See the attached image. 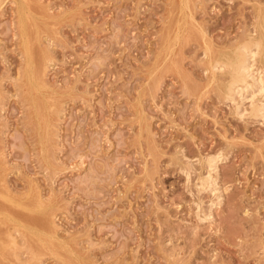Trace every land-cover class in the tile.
I'll list each match as a JSON object with an SVG mask.
<instances>
[{
  "label": "rangeland",
  "instance_id": "rangeland-1",
  "mask_svg": "<svg viewBox=\"0 0 264 264\" xmlns=\"http://www.w3.org/2000/svg\"><path fill=\"white\" fill-rule=\"evenodd\" d=\"M184 2L0 0V264H264V115L220 64L264 0Z\"/></svg>",
  "mask_w": 264,
  "mask_h": 264
},
{
  "label": "bare ground",
  "instance_id": "bare-ground-1",
  "mask_svg": "<svg viewBox=\"0 0 264 264\" xmlns=\"http://www.w3.org/2000/svg\"><path fill=\"white\" fill-rule=\"evenodd\" d=\"M171 1V0H170ZM190 1V0H189ZM181 2V1H180ZM183 2H184V0H183ZM186 2V4H187V2L188 1H185ZM184 2V3H185ZM15 3H16V1H15ZM171 4V3H170ZM173 5H174V3H173ZM184 4H182V6H183ZM188 5V4H187ZM186 5V6H187ZM174 6H176V5H174ZM180 6V5H179ZM22 7V6H21ZM31 7H33V6H31ZM184 7H185V5H184ZM262 7V6H261ZM35 8V7H34ZM263 8H264V6H263ZM21 9V8H20ZM41 9V8H40ZM46 9H47V7H46ZM174 9H175V7H174ZM31 10H34V9H31ZM37 10V9H36ZM185 10V9H184ZM188 10H191V9H188ZM259 10V9H258ZM178 11V10H177ZM49 12V11H48ZM170 12V11H169ZM36 13V12H35ZM49 13H51V12H49ZM181 13H182V11H181ZM190 13H191V11H190ZM37 14H40V12L39 13H37ZM47 14V13H46ZM53 14V13H52ZM192 14V13H191ZM48 15V14H47ZM50 16V15H49ZM172 16V15H171ZM181 16V15H180ZM185 16H186V14H185ZM188 16H190V14L188 15ZM259 20H258V22H257V24H255V29L257 30V33H255V34H251V33H249L250 35L247 37V39H245L241 44L240 43H238L239 45L235 48V50H233V54H231V55H226V57L222 60V63H220V64H222L223 66H224V68L223 69H226L229 73H230V79H229V81H228V86H226L225 85V87L227 88V93L225 92V94H226V96H229L230 98L231 97H234V94L235 93H239L240 95L239 96H243L242 98H245V99H247L246 98V93L245 92H247V91H251V93L250 92H248V94L250 93V94H252V96L251 95H249L251 98H253V96H255L256 94H259L261 97L260 98H262V102H260L259 100H258V103H252V99L250 98L249 100H250V104L252 105V107H250V109L248 108V110H250L252 113H253V115L254 116H256V115H260V116H262V115H264V84H263V79H264V72H263V70H264V67H262L263 69H261V68H258V70L259 69H261V71L260 72H262L263 73V75L262 76H256L254 73H255V71L253 72V66L257 63H255V61H256V58H257V56L259 57L260 55H261V57H262V55H264V9H260L259 10ZM175 17V16H174ZM190 17H192V16H190ZM27 18V17H26ZM31 18V17H30ZM180 19H181V17H179ZM193 18V17H192ZM23 19V18H22ZM174 19V18H173ZM172 19V20H173ZM191 19V18H190ZM194 19V18H193ZM192 19V20H193ZM19 20V19H18ZM52 20V19H51ZM184 20V19H183ZM186 20V19H185ZM21 21V20H20ZM174 21H175V19H174ZM50 22V21H49ZM172 22V21H171ZM186 22H188V21H186ZM190 22H192V21H190ZM18 23H21V22H18ZM177 23V22H176ZM193 23H195V22H193ZM180 24V23H179ZM183 24H185V23H183ZM192 24V23H191ZM43 25V24H42ZM196 25H198V24H196ZM22 25L20 24V26L19 27H21ZM193 26V25H192ZM45 27V26H44ZM49 27H50V25H49ZM182 27V26H181ZM198 27V26H197ZM51 28V27H50ZM189 28V27H188ZM200 28V27H199ZM47 29V28H46ZM178 29V28H177ZM186 29V32H187V28H185ZM190 29V28H189ZM192 29V28H191ZM190 29V30H191ZM172 30V29H171ZM181 30V29H180ZM201 30H203V29H201ZM255 30V31H256ZM21 31H24V29H22ZM20 31V32H21ZM49 31V30H48ZM177 31V30H176ZM183 31V30H182ZM199 32H200V30H198ZM50 32V31H49ZM48 32V33H49ZM189 32V31H188ZM188 32H187V34H188ZM253 32V31H252ZM167 33H168V31H167ZM177 33H179V31L177 32ZM183 33V32H182ZM203 33H205L204 32V30H203ZM199 34V33H198ZM175 35V34H174ZM173 35V36H174ZM181 35V34H180ZM189 35H190V32H189ZM201 35H203L202 34V32H201ZM22 36V35H21ZM26 36V35H25ZM172 36V37H173ZM178 35H176V37H177ZM188 36V35H187ZM199 36V35H198ZM167 37H168V35H167ZM175 37V36H174ZM179 37V36H178ZM183 37H184V35H183ZM207 38H208V36H207ZM178 39V38H177ZM180 39V38H179ZM202 39H203V37H202ZM205 39V38H204ZM42 40V39H41ZM173 40V39H172ZM171 40V41H172ZM211 40V39H210ZM23 41V40H22ZM176 41V40H175ZM206 41V40H205ZM204 41V42H205ZM208 41V40H207ZM37 42V44H38V41H36ZM174 42V41H173ZM202 42V41H201ZM179 43V42H178ZM203 43V42H202ZM209 43V42H208ZM206 44L205 46H207V45H209V44ZM23 44V43H22ZM174 44V43H173ZM205 44V43H204ZM213 44V43H212ZM167 46V45H166ZM173 46V45H172ZM210 46V45H209ZM208 46V47H209ZM36 47V46H35ZM211 47H213L212 45H211ZM233 47V46H232ZM46 48V47H45ZM205 48V47H204ZM35 49L36 48H34V51H35ZM169 49V48H168ZM210 49V48H209ZM214 49V48H213ZM23 50V49H22ZM28 50V49H27ZM166 50V49H165ZM170 50L172 51V49H169V51H168V54H169V52H170ZM178 50V49H177ZM206 50V49H205ZM207 50H208V48H207ZM212 50V49H211ZM210 50V51H211ZM216 50V49H215ZM229 50H231V49H229ZM24 51V50H23ZM44 51H46L45 49H44ZM48 51V50H47ZM209 51V52H210ZM213 51V53H214V50H212ZM221 51H222V48H221ZM177 52V51H176ZM223 52V51H222ZM232 52V51H231ZM230 52V53H231ZM212 53V52H211ZM210 53V54H211ZM218 53H220V51L218 52ZM165 54V53H164ZM207 54V53H206ZM209 54V53H208ZM220 54H222V53H220ZM226 54V53H225ZM26 55V54H25ZM35 55V54H34ZM46 55H48V53L46 54ZM213 55V54H212ZM44 56V55H43ZM167 56V55H166ZM208 56H210V55H208ZM213 57V56H212ZM219 57V56H218ZM221 57V56H220ZM219 57V58H220ZM24 58H26V57H24ZM210 58H211V56H210ZM49 59V58H48ZM169 59V58H168ZM209 59V58H208ZM214 59H216V61L217 62H215L214 64L215 65H217L216 63H218V60H217V57L216 58H214ZM220 60V59H219ZM26 61V60H25ZM170 61H171V58H170ZM209 61H210V59H209ZM213 61V60H212ZM42 62V61H41ZM46 62V61H45ZM161 62V61H160ZM214 62V61H213ZM220 62H221V60H220ZM25 63V62H24ZM39 63V62H38ZM170 63V62H169ZM209 63H212V62H209ZM255 63V64H254ZM42 64V63H41ZM47 64V63H46ZM213 64V63H212ZM43 65V64H42ZM173 65V64H172ZM221 65V66H222ZM23 66V65H22ZM170 66V65H169ZM218 66H219V64H218ZM25 67V66H24ZM23 67V68H24ZM38 67V66H37ZM48 67H49V65H48ZM209 67H210V65H209ZM212 68L211 69H213V65L211 66ZM217 67V66H216ZM215 67V68H216ZM256 67V66H255ZM22 68V69H23ZM42 68V67H41ZM40 68V70H42ZM214 68V69H215ZM217 68H221V67H217ZM25 69V68H24ZM257 69V68H256ZM39 69H37V71H38ZM47 71V70H46ZM217 71V70H216ZM220 71V70H219ZM221 71H222V68H221ZM22 72V71H21ZM38 72H41L42 73V71H38ZM153 72V71H152ZM210 73H211V71H209ZM257 72V71H256ZM212 73H213V70H212ZM221 73H223V72H221ZM24 75H25V73H23ZM39 74V73H38ZM46 74V73H45ZM214 74V73H213ZM218 74V73H217ZM40 76L42 75V74H39ZM260 75V74H259ZM213 76V75H212ZM211 77V76H210ZM214 78H215V76H213ZM26 78V77H25ZM24 78V79H25ZM45 78H46V76H45ZM45 78H42V79H44L45 80ZM21 79V78H20ZM28 79V78H27ZM224 79H226V78H224ZM249 79H251V81H249ZM43 80V81H44ZM210 80H212V79H210ZM215 80V79H214ZM21 81V80H20ZM27 81V80H26ZM42 81V83H44ZM41 82V81H40ZM217 82V81H216ZM219 82H220V80H219ZM226 82V81H225ZM47 83V82H46ZM223 83V82H222ZM30 85V84H29ZM49 86V85H48ZM33 87V86H32ZM256 87V88H255ZM22 88V87H21ZM27 88H29V87H27ZM33 89H34V87H33ZM224 89V88H223ZM24 90V89H23ZM25 90H26V88H25ZM24 90V91H25ZM35 90V89H34ZM43 90V89H42ZM28 93V92H27ZM247 94V95H248ZM25 95V94H24ZM28 95H29V93H28ZM28 95H26V97L28 96ZM48 95V94H47ZM236 95V94H235ZM249 96H247V97H249ZM29 97V96H28ZM27 97V98H28ZM42 97V96H41ZM26 98V99H27ZM226 98V97H225ZM228 98V97H227ZM259 98V99H260ZM42 99H43V97H42ZM241 99V98H240ZM256 99H257V97H256ZM235 100V99H234ZM32 101V100H31ZM43 101V100H42ZM51 101V100H50ZM255 102H256V100H254ZM28 102V101H27ZM44 102V101H43ZM249 103V102H248ZM238 104V103H237ZM249 104V105H250ZM239 105V104H238ZM250 105V106H251ZM60 106V105H59ZM240 106V105H239ZM238 106V107H239ZM57 108L58 107H56V109L55 110H57ZM53 109H54V107H53ZM53 109H52V112H53ZM54 110V111H55ZM238 110V109H237ZM57 112V111H56ZM46 113H47V111H46ZM50 113V112H49ZM54 113V112H53ZM251 113V114H252ZM55 114V113H54ZM33 115V114H32ZM31 115V116H32ZM39 115V114H38ZM48 116V115H47ZM50 116V115H49ZM52 116H54V115H52ZM35 117V116H34ZM263 117V116H262ZM54 118V117H53ZM37 119V118H36ZM43 119H44V117H43ZM35 122V121H34ZM43 122V121H42ZM41 122V123H42ZM35 123H37V122H35ZM53 123V122H52ZM44 125H45V123H44ZM42 126V125H41ZM53 127V126H52ZM55 127V126H54ZM45 129V128H44ZM51 132H52V130H51ZM50 134H52V133H50ZM54 134V133H53ZM52 134V135H53ZM51 139V138H50ZM40 142V141H39ZM49 142V141H48ZM50 143V142H49ZM39 147H40V145H39ZM49 148V147H48ZM41 149V148H40ZM49 152V151H48ZM47 153V152H46ZM45 153V154H46ZM48 154H50V153H48ZM2 155H3V153H2ZM45 156V155H44ZM49 156V155H48ZM47 156V157H48ZM2 157H4V156H2ZM46 157V158H47ZM49 160V159H48ZM208 165L207 166H209L212 170H215L214 168L216 167V160H217V157H208ZM0 162H1V160H0ZM4 162H6L5 160H4ZM48 162V161H47ZM51 162V161H50ZM49 164H51V163H49ZM207 164V163H206ZM1 165V164H0ZM2 169V168H1ZM6 170V169H5ZM210 171V170H209ZM208 172V171H207ZM216 172V171H215ZM209 173V172H208ZM211 173V172H210ZM213 173V172H212ZM6 174V173H5ZM204 175H206V174H204ZM208 175V174H207ZM6 177V176H5ZM206 177V179L204 180V179H200L201 180V182L200 183H202V185L204 186V187H206V186H210V185H212V184H215V181H212V178H210V175L209 176H205ZM214 177V176H213ZM4 178V177H3ZM2 178V179H3ZM5 181V180H4ZM217 182V181H216ZM5 184H6V182H5ZM8 184V183H7ZM32 184H34V183H32ZM2 185V184H1ZM217 185V184H216ZM6 186V185H5ZM37 186V185H36ZM3 187V186H2ZM200 187H201V185H200ZM215 187V186H214ZM203 188V187H202ZM207 189H209L208 187H206ZM205 188V189H206ZM7 189V188H6ZM11 189V188H10ZM34 189V188H33ZM37 189H39V188H37ZM215 189L216 188H214L213 190L215 191ZM4 190H5V188H4ZM212 190V191H213ZM7 191V190H6ZM9 191V190H8ZM218 191V190H217ZM12 192H15V191H12ZM11 192V193H12ZM27 192V191H26ZM17 193V192H16ZM39 193V192H38ZM215 193V192H214ZM219 194V193H218ZM21 195V194H20ZM40 195V194H39ZM26 196V195H25ZM42 196V195H41ZM220 196H221V193H220ZM24 197V196H23ZM34 197V196H33ZM38 198V197H37ZM221 198V197H220ZM216 199H218L217 201L219 202V197L217 196V198ZM47 201V200H46ZM45 201V202H46ZM49 202V201H48ZM47 204V203H46ZM49 204V203H48ZM49 208V207H48ZM47 208V209H48ZM55 208V207H54ZM51 209H53V208H51ZM58 209V208H57ZM9 213H11L10 211H8ZM13 213H14V211H13ZM17 213V212H16ZM8 214V213H7ZM14 215V214H13ZM52 215H54V214H52ZM2 216V215H1ZM55 216V215H54ZM12 217V216H11ZM16 217V216H15ZM53 217V216H52ZM13 218V217H12ZM55 218V217H54ZM5 219V218H4ZM8 219L10 220V217H8ZM7 219V220H8ZM19 219H21V218H19ZM21 221H24V220H22L21 219ZM10 222V221H9ZM31 222V221H30ZM18 224H19V221L17 222ZM16 223V224H17ZM51 224V223H50ZM15 225V224H14ZM23 225V224H22ZM17 226V225H16ZM20 226V225H19ZM52 226H53V224H52ZM34 227V226H33ZM21 228H23V227H21ZM24 229V228H23ZM34 229V228H33ZM21 230V229H20ZM54 230V229H53ZM24 232V230L22 231V233ZM25 233V232H24ZM30 233V232H29ZM40 233H42V231L40 232ZM26 235H27V233H26ZM24 236V235H23ZM51 236V235H50ZM25 238V237H24ZM30 237H28V239H29ZM48 238V237H47ZM26 241H27V239H25ZM30 240H32V239H30ZM30 240H29V242H30ZM37 240V239H36ZM56 241V240H55ZM28 242V241H27ZM28 242V243H29ZM34 243V242H33ZM39 243V242H38ZM31 243H29V245H30ZM42 245V244H41ZM58 245V244H57ZM65 246V245H64ZM74 246V245H73ZM32 247V246H31ZM61 247V246H60ZM70 247V246H69ZM75 247V246H74ZM30 248V247H29ZM44 248V247H43ZM30 249H32V248H30ZM35 249V248H34ZM34 249H33V253L34 254H36L35 252H34ZM48 249V248H47ZM61 250V249H60ZM46 251V250H45ZM44 251V252H45ZM48 252H49V249H48ZM47 252V253H48ZM69 252V251H68ZM72 252V251H71ZM43 253V252H42ZM51 253V252H50ZM31 254H32V252H31ZM34 254H32V255H34ZM41 255V254H40ZM62 255H65L64 254V252H62ZM1 256V255H0ZM58 256V255H57ZM66 257V256H65ZM0 258H2V257H0ZM35 258V257H34ZM37 259V258H36ZM66 259V258H65ZM69 259V258H68ZM10 260V259H9ZM82 260V259H81ZM70 261V260H69ZM83 261V260H82ZM2 263L1 264H3V261H1ZM10 261H8V263H9ZM76 262V261H75ZM70 263V262H69ZM11 264V263H10ZM72 264H74V261H73V263Z\"/></svg>",
  "mask_w": 264,
  "mask_h": 264
}]
</instances>
